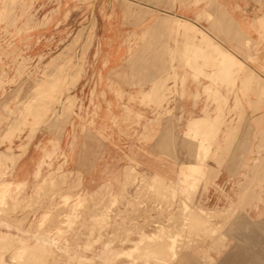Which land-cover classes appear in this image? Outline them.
<instances>
[{"label": "rangeland", "instance_id": "1", "mask_svg": "<svg viewBox=\"0 0 264 264\" xmlns=\"http://www.w3.org/2000/svg\"><path fill=\"white\" fill-rule=\"evenodd\" d=\"M239 1L0 0V264H264V0Z\"/></svg>", "mask_w": 264, "mask_h": 264}, {"label": "bare ground", "instance_id": "2", "mask_svg": "<svg viewBox=\"0 0 264 264\" xmlns=\"http://www.w3.org/2000/svg\"><path fill=\"white\" fill-rule=\"evenodd\" d=\"M195 2H197V1H195ZM7 10H8V9H7ZM8 12H9V11H8ZM4 13L7 14L6 11H4ZM6 16H7V15H6ZM2 17H3V16H2ZM168 17H169V19L171 18L170 16H168ZM5 18H6V17H5ZM165 18H166V17H165ZM260 18H262V21H263L264 15H263L262 17H260ZM260 18H259V20H260ZM157 19H158V18H157ZM172 19H173V18H172ZM7 20H9V19H7ZM7 20H5V21L8 22ZM158 20H159V19H158ZM164 20H166V19H164ZM164 20H163V21H164ZM174 20H175V19H174ZM166 21H169V20H166ZM172 21H173V20H172ZM179 21H180V20H179ZM262 21H261V22H262ZM156 22H157V21H156ZM181 22H182V21H181ZM259 22H260V21H259ZM259 22H257V23H259ZM263 22H264V21H263ZM160 23H161V22H160ZM165 23H166V22H165ZM165 23L163 22V24H161V26L164 25ZM171 23L173 24L174 22H171ZM171 23H170V24H171ZM6 24H7V23H6ZM153 24H154V23H153ZM172 24H171V25H172ZM180 24H181V23H180ZM182 24H184V22H182ZM186 24H188V23H186ZM157 25H158V24H157ZM177 25H178V24H177ZM154 26H155V24H154ZM159 26H160V25H159ZM159 26H158V27H159ZM161 26H160V27H161ZM165 26H166V24H165ZM169 26H170V25H168V27H169ZM168 27H166L165 29L163 28L162 32H163L164 30L166 31V29H167ZM211 28H214V27H211ZM156 29H157V28H156ZM182 29H183V28H182ZM190 29H192V28H190ZM183 30H185V29H183ZM167 31H169V30H167ZM191 31H192V30H191ZM187 32H188V31H187ZM166 33H167V32H166ZM182 33H184V32H182ZM194 33H195V32H194V30H193V34H194ZM187 34H188V33H187ZM187 34H186V35H187ZM197 34H198V32H197ZM184 35H185V34H184ZM186 35H185V36H186ZM194 35H195V34H194ZM200 35H201V40H202L201 43H204V44L207 46V50L209 49L208 47H212L213 49L219 50L220 53H219V52H217V53H216V52H213V53H216V54L219 53V55H222V58H224L223 60H224V62H225L224 67H225L226 65H228V66H229V70H230V68H231L232 66L238 65V63L236 64V62L233 61L234 59L231 57V55H230L229 53H227V51H225L223 48H221L220 45L218 46V44L216 45V44L212 43V42L209 40V38H208L205 34L200 33ZM80 36H81V35H80ZM145 36H146V35H145ZM160 36H161V35H160ZM161 37H162V36H161ZM164 37H165V36H164ZM195 37H196V35H195ZM195 37H194V38H195ZM80 38H82V37H80ZM143 38H144V37H143ZM145 39H146V37H145ZM199 39H200V38H199ZM141 40H142V39H141ZM86 41H87V40H86ZM153 41H154V40H153ZM148 42H149V41H148ZM152 43H153V42H152ZM72 45H73V44H72ZM150 45H151V44H150ZM248 45H249V44H248ZM158 46H159V45H158ZM254 46H255V45H254ZM201 47H202V46H201ZM250 47H251V46H250ZM155 49H156V48H155ZM203 49H204V47H203ZM210 49H211V48H210ZM210 49H209V50H210ZM149 50H151V49H149ZM207 50H206V52H207ZM82 51H83V50H82ZM163 51H164V49H163ZM201 51H202V50H201ZM204 51H205V50H204ZM65 52H66V51H65ZM76 52H77V51H76ZM165 52H166V51H165ZM172 52H173V51H172ZM193 52H194V51H193ZM210 52H211V51H209V55H208V56H210ZM66 53H68V51H67ZM151 53H152V52H151ZM155 53H156V52H155ZM83 54H84V53H83ZM135 54H136V53H135ZM163 54H164V53H163ZM192 54H193V53H192ZM64 55H65V53H64ZM154 55H155V54H153V57H152V58H155ZM157 55H159V54H157ZM157 55H155V56H157ZM203 55H204V54H203ZM206 55H207V54H206ZM219 55H218V56H219ZM198 56H199V55H198ZM204 56H205V55H204ZM214 56H215V55H214ZM215 57H216V56H215ZM80 58H81V57H80ZM141 58H142V57H141ZM205 58H206V57H205ZM210 58H211V57H210ZM58 59H60V58H58ZM83 59H84V58H83ZM149 59H150V58H149ZM207 59H208V58H207ZM211 59H212V58H211ZM220 59H221V58H220ZM53 60H54V59H53ZM139 60H140V58H139ZM147 60H148V58H147ZM155 60H156V59H154V61H155ZM213 60L215 61V60H217V59H214V58H213L212 61H213ZM148 61H149V60H148ZM61 62H62V61H61ZM61 62H60V63H61ZM71 62H72V61H71ZM146 62H147V61H146ZM159 62H160V61H159ZM222 62H223V61H221V63H222ZM203 63H204V61H203ZM138 64H139V62H138ZM148 64H149V62H148ZM217 64H218V66H219V63H217ZM150 65H151V64H150ZM19 66H20V65H19ZM146 66H147V65H146ZM218 66H217V67H218ZM239 66H240V65H238V67H239ZM243 66H244V65H243ZM51 67H52V66H50V68H51ZM63 67H64V66H63ZM66 67H67V66H66ZM150 67H151V66H150ZM226 67H227V66H226ZM240 67H242V65H241ZM240 67H239V68H240ZM244 67L246 68V66H244ZM48 68H49V67H48ZM60 68H61V67H60ZM77 68H78V67H77ZM143 68H144V67H143ZM148 68H149V67H148ZM153 68H154V67H153ZM153 68H152V70H153ZM160 68H161V67H160ZM219 68H220V67H219ZM233 68H234V67H233ZM44 69H45V67H44ZM44 69H43V70H44ZM70 69H71V68H70ZM80 69H81V68H80ZM138 69H139V68H138ZM170 69H171V68H170ZM217 69H218V68H217ZM220 69H221V68H220ZM220 69L218 70V73H220V72H219ZM227 69H228V68H227ZM240 69H241V68H240ZM247 69H248V68H247ZM54 70H55V69H54ZM72 70H73V69H72ZM72 70H71V71H72ZM145 70H147V68H145ZM221 70H222V69H221ZM59 71H60V70H59ZM68 71H69V69H68ZM76 71H77V70H76ZM140 71H142V70H140ZM147 71H148V70H147ZM244 71H245V70H244ZM138 72H139V71H138ZM143 72H145V71L143 70ZM160 72H161V70H160ZM221 72H222V71H221ZM223 72H224V70H223ZM226 72H227V71H226ZM226 72H225V73H226ZM229 72H230V71H228L227 73H229ZM238 72H239V71H238ZM238 72H237V73H238ZM240 72H241V71H240ZM240 72H239V73H240ZM248 72H249V71H248ZM46 73H47V72H46ZM50 73H51V71H50ZM55 73H56V72H55ZM78 73H79V72H78ZM135 73H136V72H135ZM135 73H134V74H135ZM140 73H141V72H140ZM237 73H236V74H237ZM246 73H247V72H246ZM246 73H244V72L242 73V77H240V78H241V81H243V80L245 81V79H248V78H247V77H248V74H247V76H246V75H245ZM47 74L49 75V73H47ZM47 74H46V75H47ZM69 74H70V73H69ZM146 74H148V73L146 72L145 75H146ZM230 74H231V73H230ZM138 75H139V74H138ZM145 75H144V76H145ZM172 75H173V74H172ZM237 75H238V74H237ZM250 75H252V74H250ZM134 76H135V75H134ZM223 76H224V75H223ZM231 76H232V75H231ZM155 77H156V76H155ZM249 78H250L249 80H251V77H249ZM252 78H253V77H252ZM52 79H54V78H52ZM58 79H59V78H58ZM133 79H134V78H133ZM148 79H149V78H148ZM238 79H239V78H238ZM224 80H225V79H224ZM224 80H223V81H224ZM255 80H257V79L255 78ZM53 81H55V80H53ZM78 81H79V80H78ZM244 81H243V82H244ZM36 82H37V81H36ZM36 82H35V84H37ZM245 82H246V81H245ZM245 82H244V83H245ZM49 83H51V82H49ZM52 83H54V82H52ZM42 84H43V82H42ZM251 84H253V83L251 82ZM44 85H46V84H44ZM60 85H61V84H60ZM70 85H71V84H70ZM39 86H40V85H39ZM48 86H50V85H48ZM48 86H47V88H48ZM57 86H59V85H57ZM74 86H75V85H74ZM251 87H252V86H251ZM41 88H42V87H40V89H41ZM56 88H57V87H56ZM58 89H59V88H58ZM42 90H43V89H42ZM55 90H56V89L54 88V92H55ZM251 91H252V89H251ZM259 91H260V90H259ZM66 92H67V91H66ZM254 92H255V91H254ZM256 92H257V91H256ZM36 93H37V91H36ZM41 93H42V91H41ZM44 93H45V92H44ZM51 93H52V91H51ZM158 94H159V93H158ZM32 95H34V94H32ZM32 95H31V96H32ZM49 95H50V92H49ZM51 95H52V94H51ZM260 95H262V93H260ZM263 95H264V94H263ZM153 97H154V96H153ZM31 98H33V97H31ZM56 98H57V97H55V99H56ZM154 98H155V97H154ZM53 99H54V98H53ZM55 99H54V100H55ZM45 100H46V99H45ZM27 101H30V100H27ZM38 101H39V100H38ZM41 101H42V100H41ZM46 101H48V99H47ZM59 101H60V100H59ZM261 101H262V99H261ZM24 102H25V100H24ZM34 102H35V101H34ZM56 102H57V101H56ZM37 104H38V102H37ZM40 104H41V102H40ZM44 104H45V103H44ZM44 104H43V105H44ZM45 105H46V104H45ZM20 106H21V104H20ZM38 106H39V105H38ZM46 106H47V105H46ZM28 107H29V106H28ZM23 108H24V107H23ZM36 108H37V107H36ZM40 108H41V107H40ZM64 109H65V108H64ZM30 110H31V109H30ZM127 111H128V110H127ZM128 112H129V111H128ZM126 113H127V112H126ZM137 116H138V115H137ZM132 117H133V116H132ZM142 117H143V116H142ZM140 119H141V118H140ZM202 120H203L202 118H196V119L191 120V121L189 122L188 131H189V132L193 131V130L198 126V124H199L200 122H202ZM13 121H14V120H13ZM197 122H198V123H197ZM193 127H194V128H193ZM169 136H170V135H169ZM200 137H201V136H200ZM163 138H164V137H163ZM168 138H169V137H168ZM189 140H190V139H189ZM199 140H200V139H199ZM162 143H163V142H162ZM160 144H161V143H160ZM168 144H169V143H168ZM194 144H196V143H194ZM194 144H193V145H194ZM205 144H206V143H205ZM205 144H204V145H205ZM168 146H169V145H168ZM168 146H167V148H168ZM189 146H190V145H189ZM188 148H189V147H188ZM162 149H163V148H162ZM191 149H192V148H191ZM218 150H219V149H218ZM164 151H165V150H164ZM162 152H163V151H162ZM219 156H220V155H219ZM219 156H218V157H219ZM213 159H214V158H213ZM214 160H215V159H214ZM221 160H222V159H221ZM196 162H197V161H196ZM185 164H186V163H185ZM197 164H198V163H197ZM200 164H201V163H200ZM180 166H182V165H180ZM127 167H128V166H127ZM199 167H200V166H199ZM202 167H203V166H202ZM206 168H207V167H206ZM208 168H210V167H208ZM126 169H127V168H126ZM133 170H134V168H133ZM201 170H202V169H201ZM207 170H208V169H207ZM123 171H124V170H123ZM127 172H128V171H127ZM130 172H131V171H130ZM134 172H135V171H134ZM134 172H132V173H134ZM183 172H184V171H183ZM207 172L209 173L210 171L208 170ZM135 173H136V172H135ZM213 173H214V171H213ZM215 173H216V175H217V172H215ZM125 174H126V173H125ZM138 174H139V173H138ZM148 174H149V173H148ZM185 174H187V173H185ZM191 174H192V173H191ZM210 174L212 175L211 172L209 173V175H210ZM126 175H127V174H126ZM140 175H141V174H140ZM142 175H143V173H142ZM187 175H188V174H187ZM213 175H214V174H213ZM216 175H215V177H216ZM124 177H125V175H124ZM137 177H138V175H137ZM144 177H145V175H144ZM206 177H208V174L205 175V178H206ZM125 178H126V177H125ZM133 178H134V175H133ZM141 178H142V177H141ZM156 178H157V179H160L158 176H156ZM178 178H179V175H178ZM205 178L203 177L202 179H205ZM254 178H255V177H254ZM197 179H198V178H197ZM154 180H155V184H157V183H156V179H154ZM206 180H207V178H206ZM209 180H210V179H209ZM130 181H131V179H130ZM133 181H134V180H133ZM140 181H141V180H140ZM143 181H144V180H143ZM195 181H196V180H195ZM127 182H128V181H127ZM137 182H138V180H137ZM186 182H187V181H186ZM188 182H189V181H188ZM191 182H192V181H191ZM143 183H144V182H143ZM158 183H159V182H158ZM189 183H190V182H189ZM242 183H243V182H242ZM105 184H106V183H105ZM131 184H132V181H131ZM133 184H134V183H133ZM155 184H154V186H157V185H158V184H157V185H155ZM160 184H164V183L161 182ZM167 184H168V183H167ZM170 184H171V183H170ZM170 184H168V185H170ZM243 184H245V182H244ZM123 185H124V184H123ZM126 185H127V184H126ZM126 185H125V186H126ZM128 185H129V184H128ZM46 186H47V185H46ZM103 186H104V185H103ZM103 186H102V187H103ZM150 186H152V185H150ZM150 186H149V187H150ZM176 186H177V185H176ZM179 186H180V185H179ZM242 186H243V185H242ZM242 186H241V187H242ZM246 186H247V185H246ZM100 187H101V186H100ZM102 187H101V190H102ZM107 187H109V186H107ZM107 187L105 186V188H107ZM138 187H139V186H138ZM157 187H158V186H157ZM241 187H240V189H241ZM44 188H45V186H44ZM109 188H110V187H109ZM153 188H154V187H153ZM180 188H181V187H180ZM242 188H243V187H242ZM245 188H247V187H245ZM40 189H42V188H40ZM98 189H99V188H98ZM38 190H39V189H37L36 192H37ZM242 190H243V189H242ZM248 190H249V189H248ZM0 191H1V189H0ZM123 191H124V190H123ZM163 191H165V190H163ZM249 191H250V190H249ZM249 191H248V192H249ZM39 192H40V191H39ZM47 192H48V191H47ZM101 192H102V191H101ZM178 192H179V191H178ZM248 192H247L246 195H248ZM174 193H175V192H174ZM93 194H94V192H93ZM93 194H92V195H93ZM97 194H98V193H97ZM177 194H178V193H177ZM98 195H100V194H98ZM106 195H107V194L105 193V196H106ZM120 195H121V194H120ZM122 195H123V194H122ZM139 195H140V194H139ZM172 195H173V194H172ZM241 195L243 196V194H241ZM244 195H245V194H244ZM5 196H6V193H5L4 195L2 194L1 198L5 197ZM41 196H42V195H41ZM93 196H94V195H93ZM101 196H102V195H101ZM112 196H113V195H112ZM179 196H181V195H179ZM256 196H257V195H256ZM256 196H255V197H256ZM99 197H100V196H99ZM102 197H103V196H102ZM110 197H111V196H110ZM118 197H119V196H118ZM118 197H117V200H118ZM120 197H121V196H120ZM122 197H123V196H122ZM255 197H254V198H255ZM107 198H109L108 195H107ZM111 198H112V197H111ZM123 198H124V197H123ZM181 198H182V197H181ZM239 198H240V197H239ZM99 199H101V198H99ZM104 199H105V198H104ZM178 199H179V198H178ZM92 200H93V199H92ZM181 200H182V199H181ZM244 200H246V199H244ZM0 201H1V199H0ZM2 201H3V200H2ZM90 201H91V199H90ZM102 201H103V200H102ZM104 201H105V200H104ZM108 201H109V200H108ZM114 201H115V200H114ZM95 202H96V201H95ZM106 202H107V201H106ZM172 202H173V201H172ZM238 202H239V201H238ZM5 203H6V202H5ZM33 203H34V202H33ZM109 203H111V202L109 201ZM115 203H116V202H115ZM174 203H176V202H174ZM243 203H244V202L239 203V204L241 205V204H243ZM11 204H12V203H11ZM103 204H104V203H103ZM97 205H98V203H97ZM147 205H148V204H147ZM102 207H104V206H102ZM113 207H114V206H113ZM96 208H97V207H96ZM106 208H107V207H106ZM104 209H105V208H104ZM142 209H143V208H142ZM234 210H235V209H234ZM241 210H242V209H241ZM155 211H156V210H155ZM229 211H230V210H229ZM232 211H233V210H232ZM235 211H236V210H235ZM233 212H234V211H233ZM204 213H205V212H204ZM228 213H229V212H228ZM230 213H232V212H230ZM230 213H229V214H230ZM235 213H237V212H235ZM224 214H225V213H224ZM93 215H94V214H93ZM196 215H197V214H196ZM198 215H199V214H198ZM201 215H202V214H201ZM205 215H206V214H205ZM137 216H138V215H137ZM192 216H193V215H192ZM232 216H233V215H232ZM234 216H235V215H234ZM6 217H7V216H6ZM223 217H224V215H223ZM225 217H226V216H225ZM229 217H231V216L229 215ZM229 217H227V219H228ZM93 218H94V217H93ZM96 219H97V217H96ZM190 219H191V218H190ZM194 219H195V218H194ZM221 219H224V218L221 217ZM225 219H226V218H225ZM98 220H99V219H98ZM224 221H225V220H224ZM90 222H92V221H90ZM200 222H201V221H200ZM228 223H229V222H228ZM192 224H193V223H192ZM198 225H199V224H198ZM200 225H201V224H200ZM208 225H209V224H208ZM223 225H224V224H223ZM204 226H205V224H204ZM227 226H228V225H227ZM200 227H201V226H200ZM211 227H212V225H211ZM233 227H234V226H233ZM86 228H87V227H86ZM155 228H156V227H155ZM173 228H176V227H173ZM198 228H199V227H198ZM231 228H232V227H231ZM159 229H160V228H159ZM234 229H235V228H234ZM152 230H153V229H152ZM199 230H200V229H199ZM168 231H169V230H168ZM228 231H229V230H228ZM193 232H194V231H193ZM139 233H140V232H139ZM151 233L155 235L154 231L151 232ZM196 233H197V232H196ZM223 234H224V233H223ZM223 234H222V235H223ZM42 235H44V234H42ZM149 235H150V234H149ZM150 236H151V235H150ZM213 236H214V235H213ZM81 237H83V235H82ZM84 237H85V236H84ZM135 237L138 238L137 236H135ZM147 237H148V235H147ZM197 237H198V236H197ZM201 237H202V236H201ZM209 237H210V236H209ZM228 237H229V236H228ZM82 239H83V238H82ZM82 239H81V240H82ZM134 239H135V238H134ZM139 239H140V238H138V240H139ZM221 239H222V238H221ZM83 240H84V239H83ZM130 240H131V239H129V241H130ZM38 241H39V240H38ZM140 241H141V239H140ZM142 241H143V240H142ZM152 241H153V240H152ZM84 242H85V241H84ZM137 242H138V241H137ZM156 242H157V241H156ZM196 242H197V241H196ZM41 243H42L43 245H46V246H47V245H51V244H53V241H52V240H50V241L43 240V241H41ZM131 243L133 244V241L130 242V249H132V248H131V246H132ZM134 243H135V242H134ZM164 243H165V242H164ZM167 243H168V242H167ZM167 243H166V244H167ZM199 243H200V242H199ZM201 243H202V242H201ZM82 244H83V243H82ZM136 244H138V243H136ZM38 245H40V244H38ZM78 245H79V244H78ZM201 245H202V244H201ZM216 245H218V244L216 243ZM33 246H35V245H33ZM33 246H32V247H33ZM116 246H117V245H116ZM135 246H137V245H135ZM118 247H119V245H118ZM170 247H171V246H170ZM119 248H120V247H119ZM136 248H137V247H136ZM19 249H20V248H19ZM29 250H30V249H29ZM133 250H134V249H133ZM23 251H25V250H23ZM128 251H129V249H128ZM135 251H136V250H135ZM15 252H16V251H15ZM121 252H123V251H121ZM125 252H126V251H125ZM136 252H137V251H136ZM155 252H156V251H155ZM131 253H132V252H131ZM131 253H130V256H131ZM133 253H134V252H133ZM127 254H128V253H127ZM125 255H126V254H125ZM125 255H124V256H125ZM128 255H129V254H128ZM120 256H122V255H120ZM164 256H165V255H164ZM126 257H127V256H126ZM128 258H129V256H128ZM132 258H133V257H132ZM11 259H13V258H11ZM130 259H131V258H130ZM161 261H162V260H161Z\"/></svg>", "mask_w": 264, "mask_h": 264}, {"label": "crops", "instance_id": "3", "mask_svg": "<svg viewBox=\"0 0 264 264\" xmlns=\"http://www.w3.org/2000/svg\"><path fill=\"white\" fill-rule=\"evenodd\" d=\"M138 4L141 8H155L157 10H164L167 12L175 13L178 10V14L186 18H191L194 16L202 15L204 13L208 14V11H205L204 4L200 3L196 5V8H192V6H188L189 3L193 0H131ZM199 3V2H198ZM238 6L241 7L245 12L251 14L257 11V7L255 6L254 0H244L239 1ZM152 10V9H151ZM257 13V12H256ZM260 14L264 15V10L260 12ZM262 21V18H260ZM167 147V141L162 145L160 150V157L162 159H167L169 156V148ZM165 150V151H164ZM163 151V152H162ZM232 157V156H230ZM153 173V172H150Z\"/></svg>", "mask_w": 264, "mask_h": 264}]
</instances>
